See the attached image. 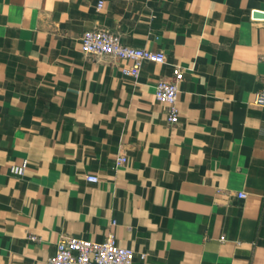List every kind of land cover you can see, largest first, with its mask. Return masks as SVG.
<instances>
[{"label":"crops","instance_id":"crops-1","mask_svg":"<svg viewBox=\"0 0 264 264\" xmlns=\"http://www.w3.org/2000/svg\"><path fill=\"white\" fill-rule=\"evenodd\" d=\"M96 28L166 62L126 76L82 52ZM263 86L264 0H0V264L110 234L134 264H264Z\"/></svg>","mask_w":264,"mask_h":264},{"label":"built area","instance_id":"built-area-1","mask_svg":"<svg viewBox=\"0 0 264 264\" xmlns=\"http://www.w3.org/2000/svg\"><path fill=\"white\" fill-rule=\"evenodd\" d=\"M104 8V1H99L98 9ZM81 49L85 56L98 59L113 58L130 62V65L122 68L126 76L138 78L142 66L146 62L165 63L166 55L163 52H155L147 49L125 45L121 34L107 28H96L85 31L81 38ZM184 70L181 67L173 68V77L170 80H160L156 85L155 97L167 107L168 122L175 125L179 121L178 94L179 83L184 79ZM255 104L264 107V86L255 95ZM127 162L123 155L116 160L118 166ZM27 167L24 162L19 167L12 168V172L23 175ZM87 181L96 183L99 178L93 175L87 176ZM239 198L246 195L238 193ZM37 240L36 237H30ZM142 255L141 258H144ZM135 252L117 243L113 234L102 242L88 239H80L72 236H62L57 245L56 252L47 264H134Z\"/></svg>","mask_w":264,"mask_h":264},{"label":"water","instance_id":"water-1","mask_svg":"<svg viewBox=\"0 0 264 264\" xmlns=\"http://www.w3.org/2000/svg\"><path fill=\"white\" fill-rule=\"evenodd\" d=\"M254 17L261 18V17H263V13H261V12H255L254 13Z\"/></svg>","mask_w":264,"mask_h":264}]
</instances>
